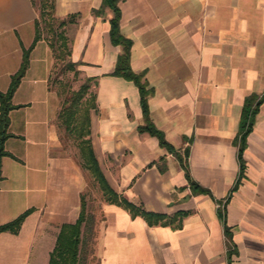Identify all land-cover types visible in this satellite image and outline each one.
<instances>
[{
  "label": "crops",
  "instance_id": "crops-1",
  "mask_svg": "<svg viewBox=\"0 0 264 264\" xmlns=\"http://www.w3.org/2000/svg\"><path fill=\"white\" fill-rule=\"evenodd\" d=\"M103 0H55L69 58L93 77L90 134L100 167L120 195L147 210L189 211L182 225H150L102 200L82 223L78 264H264V0H120L131 66L151 88L150 116L175 150L188 148L194 191L174 151L144 123L140 90L113 74V11ZM33 0H0V90L34 41ZM53 51L37 41L14 95L0 178V224L31 209L17 232H0V264H49L62 225L81 211L89 170L63 144L62 95ZM263 99L239 157L245 98ZM241 160L244 169H241ZM230 230V240L225 228ZM229 243L231 246H229ZM230 247V251H229Z\"/></svg>",
  "mask_w": 264,
  "mask_h": 264
},
{
  "label": "trees",
  "instance_id": "trees-1",
  "mask_svg": "<svg viewBox=\"0 0 264 264\" xmlns=\"http://www.w3.org/2000/svg\"><path fill=\"white\" fill-rule=\"evenodd\" d=\"M120 0H103L102 5L96 8V13H102L105 7H110L113 15L110 18L111 27L110 35L114 44H120L122 51L118 54L113 74L124 76L129 80H133L140 90L141 104L144 114V123L139 125L140 130H147L151 134L156 135L160 144L168 147L169 150L175 152L181 166L185 170L189 185L194 191H203L209 193V189L201 186L191 175L188 163V148L183 150H175L173 145L166 139L163 131L153 123L150 116V108L148 96L151 93V88L148 87V82L144 78L143 72L135 71L131 66V48L133 40L125 36L120 28ZM55 0H41V14L54 17L58 20V25L61 28L58 31V36L61 38L60 46L66 50V54H70L69 37L66 34L65 25L69 22L75 21L77 13H73L64 18H59L54 12ZM42 38L39 20H36V34L33 43L25 48L23 51V59L21 66L17 72L12 75L11 83L6 91L0 90V178L2 177V159L3 156L10 154L6 148V141L11 136L9 131L10 126V112L16 106L13 102V95L19 86L22 77L30 63V55L33 47L38 40ZM65 50H63L65 52ZM77 62L69 58L65 64V69L76 70ZM95 78L87 77L86 81L81 84L79 89L73 90L71 94L62 102V108L59 113L60 126H64L66 132L69 133L78 143L83 165L91 172L95 180L98 182L100 189L103 192L104 198L107 201L117 203L128 209L133 217L141 215L150 224L171 225L174 228H179L182 225V217L189 211L179 210L173 214L164 212L151 211L129 200L127 197L120 195L113 189L104 175L99 161L96 157L90 134V108L96 105L95 93L92 95V100L84 99L86 93L89 91L92 82ZM263 97L253 92L246 96L245 106L242 118V131L239 136V157H242L243 150L246 146V135L254 121V116L258 105ZM241 169H244V162L241 160ZM31 209H27L19 214L14 219L0 224V232L10 230L17 232L26 215ZM87 202L84 194L82 195L81 211L78 218L74 222H66L62 225L58 234L57 242L51 252L49 264H78L80 256V242L82 223L87 216ZM226 235L230 240L231 234L228 226L225 228ZM229 246L231 244L229 243ZM230 251V247H229Z\"/></svg>",
  "mask_w": 264,
  "mask_h": 264
},
{
  "label": "rangeland",
  "instance_id": "rangeland-1",
  "mask_svg": "<svg viewBox=\"0 0 264 264\" xmlns=\"http://www.w3.org/2000/svg\"><path fill=\"white\" fill-rule=\"evenodd\" d=\"M51 1V0H48ZM38 12L39 28L42 35L41 39H44L51 46L54 57V65L51 72V83L57 88L62 95V102L71 94L73 90L79 89L81 84L86 81L87 77L80 75V73L72 69H65V64L69 59L66 54L65 48L60 46L61 38L58 36V31L62 27L58 25V20L54 17L41 14V0H33ZM65 50V52L63 51ZM91 86L86 93L84 99L92 100L93 81L90 82ZM62 139L63 144L69 147L72 152L82 162V156L77 141L66 132L62 125ZM87 185L83 191L87 202V211L89 209L96 210L97 205L101 204L102 200H105L102 190L99 187L98 182L95 180L91 172H87Z\"/></svg>",
  "mask_w": 264,
  "mask_h": 264
}]
</instances>
